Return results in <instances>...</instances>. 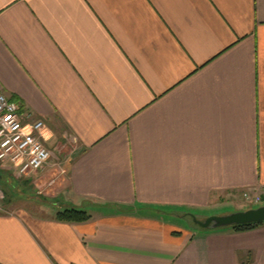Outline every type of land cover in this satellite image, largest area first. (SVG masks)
Returning a JSON list of instances; mask_svg holds the SVG:
<instances>
[{
  "label": "crops",
  "instance_id": "0c3cea01",
  "mask_svg": "<svg viewBox=\"0 0 264 264\" xmlns=\"http://www.w3.org/2000/svg\"><path fill=\"white\" fill-rule=\"evenodd\" d=\"M0 87L91 216L0 214V264H264V226L177 216L264 205V0H0Z\"/></svg>",
  "mask_w": 264,
  "mask_h": 264
},
{
  "label": "built area",
  "instance_id": "2783aa9c",
  "mask_svg": "<svg viewBox=\"0 0 264 264\" xmlns=\"http://www.w3.org/2000/svg\"><path fill=\"white\" fill-rule=\"evenodd\" d=\"M19 110L0 87V167L28 179L44 172L50 164L52 134L45 122L31 116L25 119ZM243 198L248 203L262 202V198L247 193Z\"/></svg>",
  "mask_w": 264,
  "mask_h": 264
},
{
  "label": "rangeland",
  "instance_id": "374dc122",
  "mask_svg": "<svg viewBox=\"0 0 264 264\" xmlns=\"http://www.w3.org/2000/svg\"><path fill=\"white\" fill-rule=\"evenodd\" d=\"M55 132L56 133H51V150L53 152V157L44 172L32 176L28 179H23L18 175L13 174L11 171L5 170L0 167V197L2 198L0 200L1 215L9 216L12 214H16L17 212L24 211L29 213H38L40 214V216H42L44 211H59V208H62L59 193L63 189L62 176L65 170V160L67 155L69 154V151H63V149L61 148V151L56 150L58 147V145H56V143H58L57 138H62V131L58 129ZM261 206L262 205L252 207V204L249 203V208H246L245 210H250V208L257 209ZM224 212L215 213V215H211L209 217L232 214L234 212H239V210L229 208ZM177 216L186 217L185 215L180 214H177ZM196 218L198 220L207 219L204 216ZM189 221L190 220L187 219V224L189 223ZM178 222L179 224L182 223L180 221ZM182 225L184 224L182 223ZM194 227L198 228L195 224ZM227 229L232 228H226V230Z\"/></svg>",
  "mask_w": 264,
  "mask_h": 264
},
{
  "label": "water",
  "instance_id": "95a60500",
  "mask_svg": "<svg viewBox=\"0 0 264 264\" xmlns=\"http://www.w3.org/2000/svg\"><path fill=\"white\" fill-rule=\"evenodd\" d=\"M191 219L203 231H217L226 228L260 224L264 223V206L223 216H212L205 220H198L194 216H191Z\"/></svg>",
  "mask_w": 264,
  "mask_h": 264
},
{
  "label": "trees",
  "instance_id": "16d2710c",
  "mask_svg": "<svg viewBox=\"0 0 264 264\" xmlns=\"http://www.w3.org/2000/svg\"><path fill=\"white\" fill-rule=\"evenodd\" d=\"M185 216L191 217L193 215H185ZM56 219L59 222H63V223H86L91 220V216L87 212L78 209H65V210H59V212L56 213ZM261 226H264V223L234 227L232 229L236 232H245V231L254 230ZM198 229L201 230L199 227Z\"/></svg>",
  "mask_w": 264,
  "mask_h": 264
}]
</instances>
